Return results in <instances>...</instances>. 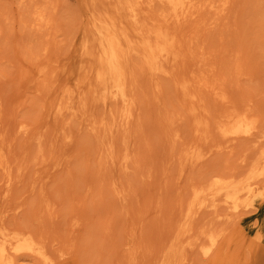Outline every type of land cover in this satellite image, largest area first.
Masks as SVG:
<instances>
[{
  "label": "rangeland",
  "instance_id": "rangeland-1",
  "mask_svg": "<svg viewBox=\"0 0 264 264\" xmlns=\"http://www.w3.org/2000/svg\"><path fill=\"white\" fill-rule=\"evenodd\" d=\"M208 1L212 0H198L201 7L191 20L176 25L160 18L163 5L155 2L142 8L144 23L172 33L180 55L165 61L166 73L156 76L137 58L132 60L137 65L133 83L137 85L130 88L137 108L130 122L121 127L125 132L113 129L112 137L106 139L101 134L108 110H102L100 100L84 94L85 103L83 93L81 98L76 94L75 106H90L84 110L91 116L84 118V124L85 120L96 122L94 132L87 124L88 129L81 125L80 115L46 117L48 100L58 98L64 81L59 79L46 91L42 88L50 84L48 72L34 76L32 71L45 59L74 54L84 20L78 0H34L47 6L46 17L51 21L44 27L32 21L28 0H0V145L12 176L18 170L26 176L13 182L7 196L0 193V212L2 207L6 210L3 221L8 227L37 237L55 264H207L202 251L211 235L216 236L219 258L234 264H264V174L249 178L259 188L256 203L233 205L221 198L209 199L187 217L193 187L205 186L215 174L240 185L252 170L264 168V0H227L220 12L209 8ZM214 1L219 6L220 0ZM185 80L188 95L181 88ZM116 105V112L108 107L109 115L117 117ZM232 110H247L256 120V130L248 138L235 140L231 150H216L224 138L215 122ZM196 119L208 127L195 130ZM21 121L28 122L30 135L40 132L37 137H43L29 139L31 143L15 134ZM116 122L121 126L120 117ZM99 135L104 143H111L108 147H114L113 163L108 162V154H102L105 147ZM124 143L130 147L126 151L131 149L127 159ZM35 144L46 149L45 166L38 160L40 169L31 162L38 149ZM195 153L205 156L196 164L185 161ZM15 155L19 162L13 168L10 161ZM121 158L131 161L129 167ZM56 160L60 165L50 170L41 189L39 183L33 190L34 168L44 176ZM122 161L129 170L125 171ZM1 178L0 173V186ZM114 188L128 194L126 203ZM119 200L127 204L125 208ZM256 235L261 236L258 246L254 245ZM17 264L40 263L20 258Z\"/></svg>",
  "mask_w": 264,
  "mask_h": 264
},
{
  "label": "bare ground",
  "instance_id": "bare-ground-1",
  "mask_svg": "<svg viewBox=\"0 0 264 264\" xmlns=\"http://www.w3.org/2000/svg\"><path fill=\"white\" fill-rule=\"evenodd\" d=\"M28 1L31 2L30 15L32 17V21L36 25L39 24L40 26H43V27L48 24L50 25L51 20L46 17V12H45L47 8L46 4L45 5L39 4V3L37 4L36 2H34V0H28ZM78 2L80 3V6L84 10L83 12L84 20L82 22L83 26L81 29V34H79L81 37L79 41L77 42L76 47L74 46L75 49H74V52H73L74 54L72 55V57L62 58V59H59V58L56 59L54 57H50L48 58V60L45 59L44 64H37V66H34L32 68V71L35 70L34 76H42L45 72H48L49 78L51 80L49 82L50 84L42 88L43 90L45 88L46 91L49 90L53 84L58 83L59 79L62 78L64 81V83H62L60 95L58 94L59 95L58 98H56L52 102L51 101L49 102L48 100L49 106L45 108L46 113H44L46 114V117L62 118L63 116L67 115V116L75 118V117H79L80 115V117L82 118L80 120H83L82 124L79 120L80 124L82 126H85V124H87L90 130L94 132L95 127H97L95 126L96 122H92L93 120L92 121L87 120L88 123H86V120H85V124H84V118L90 116V115L87 116L86 114H84V110H88L90 106L86 105V106H89L88 109L84 108L85 104L82 107L80 106L79 108L78 106H75V102H76L75 100L78 101L77 98L82 97L80 93H83L82 95L84 99L83 98L82 99L85 101V103H86L85 96L88 94L93 96L95 100L96 99L97 101L100 100V103L103 106L102 110L104 111L105 108H107L108 110V113L105 112V114H107L108 116V117L106 116L107 122L109 121L108 119L109 116L112 114L111 113L109 115L108 107H110L111 109V106H112L113 109L111 110L112 111L114 110L116 112L117 108L114 105L117 104L116 105L118 107L117 117H115L112 114V116H110L111 121L108 122V126H107L106 121H105L106 125L105 123L104 125L102 124V126H104V130H103L104 134H101V135H104V137L107 139L108 136L109 138L112 137L111 136L112 132L116 131V132H119L120 134L121 131L124 130L121 127L126 126L130 122L131 117L133 116L134 108L135 109L137 108L135 107V104L133 103L132 96L134 95H132L133 91L131 90L132 88H130L131 86L137 85V84H133L135 76H136L135 68L137 67V65L136 63L134 64L132 60L134 58H137L140 61V63L143 64L146 70H148L152 75H155V74L157 75L158 72L166 73L165 70L163 69V63L165 61H168L170 59L176 60L177 57H179L180 55L179 49L176 45V42L173 39L172 33L160 27L150 28L144 23L141 17L142 8L144 6L150 7L151 4L155 2L159 3L164 6L163 7L164 9H161V11L159 12V16L162 19V21L169 22L171 24L176 25V24H181V23L191 20L192 16L196 14L198 8L201 7V4H199L198 0H78ZM226 3H227V0H220L219 6H215L214 5L215 1L212 0V1L207 2V6L209 8L216 9L217 12H220L221 10L224 9V5ZM217 7L219 8L217 9ZM42 50L45 51L46 48H43ZM71 82H73L72 85L70 84ZM181 88H182L183 94L188 95V83L186 80L182 82ZM42 89L40 90V92H42ZM36 91H39V90H36ZM77 93H79L80 96H77L76 98ZM217 94L221 99H226L224 92H221V93L219 92ZM82 99H81V102H82ZM41 104H42V101H41ZM118 105L120 106V108ZM85 112L87 113L88 111H85ZM105 114H104V118H105ZM119 117H120V122H122L121 126L117 124L116 122V119ZM103 121L101 120L100 122L103 123ZM26 123L23 121L17 123L15 126V131H16L15 134L17 133L21 135L22 138H24L25 140H29L32 138L34 139L38 138L40 140L43 137V136L37 137L38 133L40 132L38 133L35 132L37 133V135L32 132V134L34 135L31 134L32 135L31 136L30 135L31 132H29L30 131L29 129L31 128L28 129V125ZM39 123H37V125ZM195 124H196L195 130L199 128L204 130L205 128L208 127L206 123H203L198 119L195 120ZM87 125L85 126L86 129H88ZM57 126H59V123ZM119 126L121 130H119L120 129ZM85 127H82V128L85 129ZM115 127L119 131H117ZM256 127H257L256 120L250 116L247 110H242V111L232 110L222 115L215 122V128L219 132V135H221L224 138V142L223 144L216 145L215 149L216 150H231V146L235 140L239 138H248L252 136L254 131L256 130ZM77 128L74 130V127H73V131H77ZM80 128L78 129V131L80 130ZM54 129H56V127H54ZM113 129L114 131H112ZM43 132H44V129H43ZM17 136L18 135H16V137ZM69 136L70 135H68V137ZM102 137L100 138V135H99L100 141H103ZM124 139L125 137L123 138V140ZM39 140H36L37 143ZM49 141H51V139ZM29 142L31 141L29 140ZM45 143L46 142H44V144ZM102 143L104 145L103 144L101 145L105 148L106 146L108 147V145H111V143L106 144L107 142L104 143V141ZM21 145L23 146V144ZM35 145L38 146V149L34 150L36 153L33 152L35 154H34V157L31 159L32 160L31 162H34V167L35 166L38 167L37 166L38 160L41 159L40 163L42 164V166H45V164L43 163H46L47 160L45 157H43L44 155L43 151L46 149H43L44 146L39 147V145L37 144ZM28 146L29 145H27V147ZM49 146L54 147V145L52 144H50ZM125 146L127 147L123 146L124 147L123 149H125V153H126L125 155L127 159V153L131 149L126 151V149H129L130 147L128 148V145L126 144ZM103 147L101 148V151ZM104 149L102 151L103 152L102 154L104 155L108 154L106 155L109 157L108 162L109 161L111 162L113 159L114 147L113 148H111V146L108 147V150H105L106 152L104 151ZM20 150H23V147L20 148ZM53 152H55L54 149H53ZM188 154L190 153L187 152L185 156H187ZM24 155H26V153ZM125 155L122 154V157L123 156L125 157ZM130 155H131V152H130ZM26 156L28 158V156L30 155H26ZM204 156H205V153L204 154L195 153V155L191 154L185 161L191 164H196ZM12 157L14 158L16 157V155ZM51 157L52 159L56 158L53 156ZM130 159L131 158H129V160ZM57 160L52 162V165H51L52 167H50L47 171H45L44 176L43 174L42 176H39L38 169L34 168L33 173L35 176L34 178L32 176L33 179L32 178H31L32 180L30 179L31 184L29 183L31 187L33 188V190L36 188L35 186H37L39 183H40L39 189L42 188L44 182L47 179H49L52 174L50 170H52L53 172V170H55L60 165V161H57ZM120 160H125V159L121 158ZM125 161H122V164H121L122 166L125 164L124 163ZM12 162H13L12 166H14L13 168H15L18 164L17 162L19 161L17 160L15 161V158H14V161H10V163ZM23 162L25 163V161ZM127 162L131 164V161L127 160L125 165H128ZM14 163H17V164H14ZM124 166L123 168L125 169V171L129 170L128 168L129 165L128 167L126 166L127 168ZM40 167L38 168L40 169ZM0 173L2 174L1 180L3 184V185L1 184L0 187L2 188L4 186L3 190L0 189L1 190L0 193L4 192L3 195L7 194V192H9V189L10 191H12L11 190V188L13 187L12 184L13 185L15 184L13 182H18L19 180L23 181L21 180V177H23L21 170H18L16 174L12 176L11 174L12 172H10V165H9L8 159L7 157L5 158L4 151L1 145H0ZM24 173H27V171ZM263 174H264V168L252 170L249 173V175L246 177V182L240 185L235 184V182L231 180L230 178H225L219 174H215L211 176L209 182L205 186L193 187L191 191V199H190L189 206H188L187 217L188 218L191 217L193 210L195 209L198 210V209L203 208L206 201L209 199L221 198L225 200V202L231 203L233 205L244 204V203L245 204L246 203L247 204L256 203L259 199V188L257 184L254 182V180L253 179L249 180V178L262 176ZM30 176L31 174L29 175V177ZM25 177H23L22 179H24ZM117 189L114 188V191H116L118 195H121V197L119 196L118 198L120 200L123 199L122 200L124 201L123 203H126L125 197L128 194L125 193L123 195V192L120 193V190H117ZM4 198L3 200L5 201L7 197L5 199ZM120 200L119 202L121 204ZM14 203L15 201L13 202V204ZM16 203L20 204V201H16ZM13 204L11 203V205ZM22 204L24 205V202H22ZM121 205H122V208H125L127 204H124V205L121 204ZM7 212H10V210H7ZM4 213H6V210H4L2 207V212H0V264H17L20 258L35 259L40 264H55L54 262L55 259H53L50 256L44 244L40 240H38V238L35 237L31 232L20 231L21 229L18 230V228L16 227H15L16 229H13L12 227H8L3 221ZM7 217L5 218L6 220H7ZM238 234L239 236H241V230L238 231ZM260 237H261L260 235H258V237L256 235L255 238L257 239L254 240V245L258 246L259 242L261 241ZM216 241H217L216 236L211 235L208 240V243L204 245L202 253L207 259L206 260L207 264H234L229 259L224 260L217 256L215 252V248H214L216 246ZM232 242H235V240H233ZM252 246L253 244L250 243L249 247L253 248Z\"/></svg>",
  "mask_w": 264,
  "mask_h": 264
}]
</instances>
